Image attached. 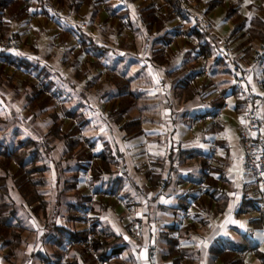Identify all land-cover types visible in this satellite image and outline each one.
<instances>
[{"label": "crops", "instance_id": "crops-1", "mask_svg": "<svg viewBox=\"0 0 264 264\" xmlns=\"http://www.w3.org/2000/svg\"><path fill=\"white\" fill-rule=\"evenodd\" d=\"M242 18L247 19L248 16L242 15ZM243 31L224 38L235 46L240 65L247 66L251 59L246 60L245 52L258 51L259 48L254 43H246L247 37L235 40ZM216 32L220 35L226 32V28L223 25ZM185 51L181 50L183 54L177 66L173 61L168 65L145 64L146 69L150 68L163 85L168 96V109L155 113L145 90L135 87L143 95V106L136 111V115L129 116L130 119L141 118V133L134 136L131 128L127 132L122 126L111 125L108 129L110 140L105 141L101 137L97 141L99 146L96 143L99 154H108L100 181L95 185V194H101V200L94 201L92 215L109 246L108 253H112L108 264H222L215 259V250L235 245L264 252V208L256 187L251 189L252 178L241 160L239 132L244 113L232 96V76L221 63H211L213 73L210 77L216 87L204 88L202 78L196 73L197 66L191 71L195 63L190 59L185 61ZM146 69L134 71L132 79L141 76ZM190 73H196L192 86L199 93L190 101H185L187 93L181 91L180 84ZM262 80L264 61H260L255 69L250 84L256 95L262 93L257 85ZM219 93L223 97L228 96L231 107L222 125L215 129L200 118L214 109ZM170 97L181 108L173 111ZM259 126V140L264 151V102L260 107ZM216 131L219 133V149L213 153L210 143ZM232 146L237 147L243 176L241 166L234 165L230 157ZM210 155L213 160L205 177L204 170ZM96 160L100 162V157ZM203 181L204 192L185 224L187 227L180 229L179 219L188 203L199 194ZM82 194L86 195L85 192ZM108 197L116 199V204L110 203ZM119 209H123L121 215L109 214L114 216L110 219L108 212L116 213ZM141 213L149 236H145L144 248L138 240H129L114 230L121 227L132 234L131 224L136 225L140 219L131 216ZM126 214L127 222L123 221ZM109 221L114 223L109 224ZM75 223L72 224L79 225L76 231L85 229L80 228L83 223ZM255 252L253 249L248 253L246 264H260ZM72 253L71 262L74 264H93L82 252L72 250Z\"/></svg>", "mask_w": 264, "mask_h": 264}, {"label": "rangeland", "instance_id": "rangeland-1", "mask_svg": "<svg viewBox=\"0 0 264 264\" xmlns=\"http://www.w3.org/2000/svg\"><path fill=\"white\" fill-rule=\"evenodd\" d=\"M28 1L33 5L31 23L26 26L14 23L9 36L19 41L22 52L32 56V61L39 59L40 62L47 66L50 80L53 82L58 92H55L57 94L55 100L45 111L40 112L37 109H33L26 98L27 95L30 94V88H23L21 86L22 80H25V78H21L20 74L11 77L15 72L13 69H10L9 73L11 75L4 76L0 79V144L3 148L5 146L18 148V142L20 140L25 141L32 139L41 141L52 125L50 116L53 112L60 114V119L63 122L61 126L63 132L68 129L71 122L69 118L65 116L67 110L81 113L85 125L79 132V138H81L80 150L79 147L71 148L70 143L55 139L47 141L49 143V150L47 152L40 150L41 159L39 164L45 165L46 170L43 175L44 187L40 189L39 192L43 194L47 202L46 217L42 212L36 215L30 212L29 208L24 204L23 198L18 193L13 179L8 178L7 186L9 197L7 198V202L17 207L15 218L21 220L25 230L21 232L23 244L19 246L17 252H13L14 255L11 256L8 261L4 258L8 248L2 246L0 242V264H40V258L45 254L52 256L66 255L68 261L71 262L73 258L72 250L82 252L83 254L84 252L75 246H71L67 249L66 247L69 242L68 237L65 234L58 233L54 226H61L72 231H76V226L79 227V225H75V222V224H72L73 221L69 218V216L74 213L71 206L74 204L75 200H77V197L74 195V190L68 186L73 184L74 176L79 167V152L90 151L89 148H86V145L82 144V140L88 143V147L92 146V142L95 143L93 150L96 152V156L99 154V139L103 137L105 141L110 140L111 134L108 132V129H111V124L107 122L106 112L108 110L106 109L105 112L104 106H110L111 100L114 98V93L116 92V86L114 83H108L105 77L106 75L108 76V74L116 75L123 83H128L129 79L132 78L133 72L141 68L142 66L140 65L146 64L145 60H143V56H145L144 50L147 44L145 41V34L141 30L136 32L127 28L122 35L116 33L117 30H114V26H112V28L110 27L107 11L103 10V2H101L99 14L95 17L93 15L92 6H82L77 16L81 18V24H86L87 30L85 31H88L90 35L97 40L99 45L110 49H108L106 53L102 52L101 49L100 51L96 49L92 51L90 49L88 50L90 52L89 54H82L75 58L78 51L76 38L70 36L68 40H62L61 36L64 29L62 23H57L56 21L44 17L41 13L42 10L37 6V0ZM105 1L111 4L112 8L118 12H122L129 8L132 19L136 17L137 11L144 6L141 0L136 1L132 5L125 4L122 0ZM156 1L159 3L161 0ZM214 1L220 2H217L214 4L213 8L209 9L210 4ZM189 3V6L194 11L204 17L209 29H214L213 32L218 33L216 31L224 25L226 32L220 34L223 38L230 37L235 29V21H232L233 19H227L228 11L232 7L238 8L241 16L247 15L248 18L257 14L260 8H264V0H190ZM61 12H63V14H70L67 4L63 6ZM70 19L74 18L71 17ZM105 19L106 22L104 21ZM178 24L181 25L178 21H175L169 24L168 28L171 26H178ZM133 28H135V25L131 29ZM16 33H18V36ZM153 39L154 36L150 38V42H152ZM177 39V44L174 43L171 45L172 50L178 54L176 58L172 59L173 64H176V66L178 62H181L183 54H181V50H189L184 44L183 38L178 37ZM124 41V45H121L126 46L128 48H126V50L121 49L122 46L119 45ZM133 48L136 54L140 56L138 62L134 61L135 56L132 51H130ZM32 49H35L37 53H34ZM118 52L119 55H115ZM120 56H123V61L119 59ZM90 62H99L102 66L97 68L93 67L90 66ZM132 63L137 64H133V66ZM77 72L82 74L84 79L77 78ZM56 74H59L61 78L56 76ZM8 76L11 78H8ZM73 85L75 87H72ZM135 87L145 90L150 98L151 108L154 109L155 113L159 110L163 111L168 109L169 103H166V97L168 96L163 90V85L160 84V81L151 72L150 68L146 69L141 76L132 79L130 88L135 91ZM46 94L48 95V93ZM83 94L86 95L83 96ZM170 101L172 103L170 104V108L173 111L181 108L180 105H175V101L172 98ZM142 106L143 103L140 101L138 108L129 111L130 116L136 115V111ZM202 118H205V116L200 119ZM243 125L244 119L240 127ZM96 143L98 146H96ZM106 154H108V152H106ZM230 157L234 165L239 164L241 166V176H243L244 170L240 163L241 161L238 160V150L236 146H232L230 149ZM93 163H97V160L94 159ZM93 163L92 165H94ZM92 165H89L88 169H91ZM191 174L194 175V173ZM79 178V191L85 192L87 196L92 198L93 202L100 201L101 194H95L96 184H91L90 182L91 173L87 170L86 174L80 175ZM250 186L251 189L255 186L254 181L253 184L250 183ZM108 199L112 204H116L117 202L114 198L108 197ZM93 205L94 204H92L90 218H93ZM122 212L123 209H119L116 213L108 212V215L119 216ZM114 216L109 215V218L113 219L112 217ZM136 216L139 219L142 215L133 214L131 217L135 218ZM127 217L128 214L123 218V221L127 222ZM91 220L93 222V219ZM11 222L13 223L14 220ZM112 223L114 222L109 221V224ZM85 224L83 223L80 228H86ZM114 230L118 235L122 234L129 240H134L130 235L131 232L129 234L128 230L121 227L120 229L115 228ZM144 233L141 240L145 242V236L149 238L147 223L144 225ZM7 239L10 240L11 235H8ZM55 242L63 244V246L58 247Z\"/></svg>", "mask_w": 264, "mask_h": 264}, {"label": "trees", "instance_id": "trees-1", "mask_svg": "<svg viewBox=\"0 0 264 264\" xmlns=\"http://www.w3.org/2000/svg\"><path fill=\"white\" fill-rule=\"evenodd\" d=\"M136 1L138 0H127V4L132 5ZM189 1L190 0H186L188 4ZM101 2H103V10L107 11L110 27L112 28V26H114V30H117L116 33L122 35L124 30L127 28L136 32H139L140 30L144 32L147 45L144 50L145 56H143V60H145L146 63H150L152 65L171 64L172 59L176 58L178 55L174 50H172L171 45L174 43L177 44V38L181 37V33L183 32L186 35V37L183 38L184 44L189 48V50H186L184 53V59L185 61L190 59L189 61H193L195 63L192 65L191 71L195 69L194 66L198 65V57L204 56L209 62L210 75L213 73V70L211 69V63H221L223 67L227 69L225 71L231 74L229 65L222 53L221 47L215 43L214 37L210 36L203 29H197L190 19L186 18L184 25L178 24V26H171L168 28L169 24L177 21L168 9V4H172L173 0H161L159 3L156 0H141V3H144V6L141 7L139 11H137L136 17L134 19L131 18V12L129 8L122 12H118L113 9L111 4L105 0H97L96 2L93 0H37V6H39V8L42 10L41 13L44 17H47L49 20L56 21L57 23H62L64 27L62 31L63 34L61 36L62 40H68L70 36L76 38V44L78 45V51L75 55L76 58L82 54H89L90 52L88 50L90 49L92 51L94 49L100 51L101 49L102 52L105 53L108 52V49H110L99 45L97 40H95L88 31L82 30L76 23V20L79 18L77 15L83 5L88 7L92 6L93 15L95 17L97 14H99ZM217 2L220 1L212 2L209 6V9L213 8L214 4ZM65 4H67L70 16L68 14H63V12V16H50V8L61 11ZM29 6L32 7L33 5L28 0H0V37L9 36L14 23L26 26V12ZM71 17L74 19H70ZM79 19L81 20V18ZM106 19L104 20L105 22ZM227 19H233V21H235V29L231 36H235L240 31H243V29L246 27V30L241 33V36L236 37L235 40L239 39L240 37H247L246 43H254V45L256 44L259 48L258 51L254 52L250 50L246 51V60L250 58L251 63L252 60L257 57L260 61H264V8H260L257 14H254L250 17L248 26V18H242L238 8L232 7L228 11ZM134 25L135 28L131 29ZM16 34L18 36V33ZM152 36H154V39L152 42H150V38ZM17 42L19 43L18 40ZM229 42L233 46V43L231 41ZM124 43L125 41L123 43L121 42L119 45L122 46L121 44L124 45ZM233 47L236 55L237 65L244 67L240 65V61L237 57V50L235 46ZM126 48V46L121 47L123 50H126ZM134 50L135 49L133 48L130 51H132L135 56L134 61L138 62L140 56H138ZM32 51L37 53L35 49H32ZM115 55H119V52ZM31 57L32 56H29L24 52H19L14 56H4L3 58H0V61L11 64L17 69L29 71L34 74L36 78H38L40 84L30 79H25L22 80L23 82L21 86L23 88H30V94H28L26 98L28 99L31 107L43 112L55 100V96L57 95L55 92H58V90L55 89L53 82L50 80V74L48 72L49 70L47 66L40 62L39 59L32 61ZM119 59L123 61L124 58L123 56H120ZM99 65V62H90V66L97 68ZM146 66L147 65L144 64L140 69H146ZM9 70L10 68L0 63V79L4 76L6 77L7 75L10 76L11 74L9 73ZM14 72L15 73L12 74L11 77H14L13 75L20 74L17 70H14ZM196 73L197 76L200 77L198 66ZM196 73H194L195 75H191L192 73H190L187 77L185 76V78L181 80V91H186L187 93L185 101H190L199 93L197 92L198 90L192 86L193 81L196 79ZM9 76L8 78H11ZM56 76H59V74H56ZM76 77L84 79V76L79 72H77ZM105 79L108 81V83H114L116 86V92L114 93V98L111 100L110 106H104V111L106 109L108 110L107 112L105 111L107 122L111 125L122 126L127 132L131 128L130 130L133 132L134 136L139 135L141 133L140 128L142 125L141 118L130 119L129 111L134 107L138 108L140 101H142L143 95L139 92L138 88H135V91L134 89L130 88L132 78L129 79L128 83H123V81L119 80L116 75L108 74V76L106 75ZM261 82L264 84L263 80ZM202 83L205 84L204 88L209 87L210 89H215L216 87L213 85L211 77L210 80L202 78ZM72 87L75 86L73 85ZM215 91L217 92V90ZM46 93H48V95ZM85 95L86 94H83V96ZM110 95L112 96L111 93ZM232 96H234L238 101V107L242 108L243 105L238 98L234 82ZM224 98L225 97H223L221 94L218 95V97L215 98L216 104L214 109L208 112L206 115L214 114L221 106ZM65 116H67V118H69L71 121L68 129L65 132L61 130L63 122L60 119V114L53 112L50 116L52 119V125L49 128V131L46 133L44 139L41 141L32 139L25 141L20 140L18 142V148H11L10 146H5L3 148L0 144V242L2 246L8 248L4 257L7 259V261L11 256L14 255L15 252H17L19 246L23 244L21 232H24L25 230L21 220L15 218L17 207L7 202V198L9 197L7 180L8 178L13 179L18 193L23 198L24 204L29 208L30 212L35 215L39 212H42V214L46 217L47 202L43 197V194L39 192V190L44 187L43 175L46 170L45 165L39 164L41 159L40 150H43L44 152L49 150V143L47 141L50 139L70 143L71 148L79 147L80 150L81 138H79V132L85 125L84 118L79 112L67 110ZM91 145L94 147L95 143L92 142ZM78 157L80 161L78 162L79 167L76 175L74 176V182L68 186L74 190V195L77 197V202L71 206V209L74 210V213H72L69 218L73 222L85 224V214L89 208L88 202L90 197L83 195L82 192H80L81 190L79 191V176L86 174L88 170V172L91 173V184H96L99 182L103 173V169L106 166L104 163L106 161V154L101 153L96 156V152L87 150L86 152L80 151ZM98 157H100V162H98V164L93 163V160L98 159ZM212 160L213 156L211 157L210 155L207 157V165L204 170L205 177H207L206 170L208 166L211 165L210 161ZM92 163L94 165H92ZM89 165H92L91 169H88ZM209 170L211 171L210 168ZM257 192L259 193L258 189ZM199 198L200 195L197 194V196H194L192 199L196 200L195 207L199 202ZM181 217L179 219V225H181ZM12 220H14L13 223L11 222ZM93 224L96 226L94 219ZM184 227H187V225H184L183 227L180 226V229ZM54 228L58 233L65 234L68 237V240L83 239L86 231V228L83 231H72L57 225H55ZM8 235H11L10 240L7 239ZM56 244L58 247L63 246V244L60 243ZM94 245L97 257L105 260L108 263L112 253H108L109 246L107 247V243L105 240H103V235L101 232ZM253 249L256 251L255 255L259 259L260 264H264V252L257 250V248L243 247L241 245H235L230 248H219L215 250L214 257L216 260H220L222 264H246L245 259L248 253ZM61 258V255L52 256L45 254L44 256H41L40 264H60ZM88 258L93 264H95L91 257L88 256ZM67 263L74 264L70 261Z\"/></svg>", "mask_w": 264, "mask_h": 264}, {"label": "built area", "instance_id": "built-area-1", "mask_svg": "<svg viewBox=\"0 0 264 264\" xmlns=\"http://www.w3.org/2000/svg\"><path fill=\"white\" fill-rule=\"evenodd\" d=\"M127 4V0H122ZM168 9L170 13L176 18V20L181 24H185V19L188 18L192 21L197 29H203L210 36H213L215 43L221 47L222 53L226 58L229 65L231 76L234 82V86L237 90L238 98L242 102V109L244 113V125L241 127L239 132V139L241 143V160L246 169V171L253 178L255 187L259 190L260 194V204L264 208V151L261 148V142L259 140L260 126H259V112L262 103L264 102V84L261 81L257 82V85L262 90V93L256 95L251 90V80L254 75L255 69L258 67L260 60L256 57L252 62L244 67H240L236 63V55L234 52V47L232 44L223 38L222 36L214 33L209 29L207 22L204 17L198 12L194 11L186 0H173L172 4H168ZM32 7L29 6L26 12V25H29L32 21ZM50 16H63L62 12L57 9L50 8ZM78 26L82 30H87L86 24H81L80 19L76 20ZM186 35L182 32L181 38H185ZM21 51L20 44L14 37H0V58L4 56H14ZM1 64L6 65L8 68L17 70L20 73L21 78L30 79L36 83L40 84V81L34 74L29 71H23L17 69L15 66L0 61ZM198 71L200 77L203 79L210 80V70L209 62L204 56H199L197 59ZM231 103L228 97H225L222 101L221 106L214 114L206 115L205 118L200 119V121L210 123L217 129L223 123V119L226 116L227 111L230 109ZM218 138L219 133L216 131L213 139L211 140L210 146L213 153L218 152ZM82 144L86 145L91 152H94V148L88 147V143L82 140ZM212 162V161H210ZM207 171V170H206ZM204 181L200 183L199 195L201 196L204 192ZM92 198H90L88 204L89 208L85 214L86 219V231L83 239L69 240L67 244V249L71 246L85 252V254L91 257L95 264H108L105 260L97 257L95 251V241L100 236V231L92 222L91 208L93 204ZM196 200H191L188 203L187 208L183 211L181 217V227H183L189 220L193 209L195 208ZM141 218L136 225L131 224L132 237L135 240L141 242V247H145L144 241L141 238L144 236V220L143 214L141 213ZM68 258L66 255L62 256L60 264H68Z\"/></svg>", "mask_w": 264, "mask_h": 264}]
</instances>
